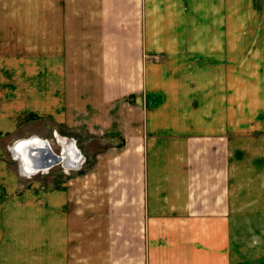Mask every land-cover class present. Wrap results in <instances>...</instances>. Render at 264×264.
Instances as JSON below:
<instances>
[{
    "label": "crops",
    "instance_id": "obj_1",
    "mask_svg": "<svg viewBox=\"0 0 264 264\" xmlns=\"http://www.w3.org/2000/svg\"><path fill=\"white\" fill-rule=\"evenodd\" d=\"M260 33L237 1L0 0V70L22 71L0 101L39 113L46 71H70L52 115L107 142L72 205L0 206V264H226L239 213L264 229V141L239 133L254 85L264 101Z\"/></svg>",
    "mask_w": 264,
    "mask_h": 264
},
{
    "label": "rangeland",
    "instance_id": "obj_2",
    "mask_svg": "<svg viewBox=\"0 0 264 264\" xmlns=\"http://www.w3.org/2000/svg\"><path fill=\"white\" fill-rule=\"evenodd\" d=\"M235 1H237L238 28H259L260 36H264V0H227V3H231L233 11ZM245 19H247L246 23ZM261 38H258L256 45L263 42ZM238 44L243 45L244 43L239 42ZM6 72L14 73L15 78H20L22 71L0 70V74ZM35 72L24 71V76L18 83H28V77L30 76L31 80V76L35 75ZM59 72L61 75L54 71H46L45 87L47 90L45 91V100L41 102L45 109L39 113L28 112L34 106L27 104H39L37 101H0V111L6 113L9 108L21 110L16 126H13L9 131L0 129V206L43 205L48 204L49 201L52 202L54 196H61L56 199L61 203L72 205L73 198L70 196V191L73 192V178L80 176L93 165L97 154L107 143L101 139L91 138L85 132L75 133L73 127L64 125L63 122L59 123L54 118L52 115L54 108L62 102V91L66 88L65 84L69 83L70 71ZM239 81L241 80L238 79ZM0 86L5 88L6 80L0 79ZM39 86L41 87V85H32L31 90L37 91ZM246 88V85H238L239 98L242 99V101H238L240 108H245ZM54 89H58L56 94H54ZM254 89V99L250 98V101H253L250 108L253 117L244 125L239 124V133L250 140L247 142L249 145L254 143L253 138L264 141V101H260L262 94H257L261 88L254 85ZM239 119H245L244 113L240 115ZM34 134L49 140L58 154L63 152L65 145L79 146L81 151H78L81 154L74 158L75 162L72 167L59 163L50 169L25 176L21 172L20 161L12 152L11 146L19 138ZM61 137L65 141H61ZM67 165L69 164L67 163ZM256 217L259 218L260 215L239 213L236 236L233 245L231 242L229 246L231 251L227 252L228 261L226 264H264V229L262 228L263 224L258 222Z\"/></svg>",
    "mask_w": 264,
    "mask_h": 264
},
{
    "label": "bare ground",
    "instance_id": "obj_3",
    "mask_svg": "<svg viewBox=\"0 0 264 264\" xmlns=\"http://www.w3.org/2000/svg\"><path fill=\"white\" fill-rule=\"evenodd\" d=\"M42 140H46V139L38 135H31L29 137L19 138L12 145V152L19 159L20 167L22 171H24L25 173L35 174L37 173L34 172L35 170L37 171L40 170L41 168L47 169L46 167L47 154L40 153L41 152L40 149L42 148V145H46V143L45 142L43 143ZM80 154L81 152L79 153L78 148L76 146L65 145V148L62 152V156H63L62 158L64 162L63 164L67 165L68 163L69 165L67 166H73V163L75 162L74 158L80 156ZM36 156L40 158V159L37 158L38 160L37 162L35 159Z\"/></svg>",
    "mask_w": 264,
    "mask_h": 264
},
{
    "label": "water",
    "instance_id": "obj_4",
    "mask_svg": "<svg viewBox=\"0 0 264 264\" xmlns=\"http://www.w3.org/2000/svg\"><path fill=\"white\" fill-rule=\"evenodd\" d=\"M42 141H43V143L45 142L46 145H42V148L40 149V151H41L40 153H46L47 154V162H46L47 169H50L55 164H59V163L63 164L64 162H63V158H62L63 157L62 153L61 154L55 153V151L53 150L52 145L49 142V140L46 139V140H42ZM37 158L38 157L36 156L35 157L36 162L38 161ZM38 159H40V158H38ZM42 170H45V169L41 168L40 170H37V171L35 170L34 172H39Z\"/></svg>",
    "mask_w": 264,
    "mask_h": 264
}]
</instances>
